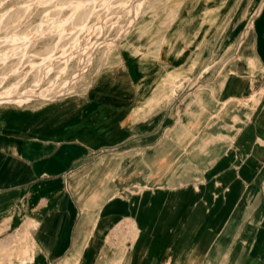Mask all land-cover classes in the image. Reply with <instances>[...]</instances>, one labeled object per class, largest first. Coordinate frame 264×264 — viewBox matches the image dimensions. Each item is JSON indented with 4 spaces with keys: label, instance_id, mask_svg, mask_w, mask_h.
<instances>
[{
    "label": "crops",
    "instance_id": "obj_1",
    "mask_svg": "<svg viewBox=\"0 0 264 264\" xmlns=\"http://www.w3.org/2000/svg\"><path fill=\"white\" fill-rule=\"evenodd\" d=\"M217 9L184 29L177 59ZM233 10L218 41L226 54L237 43L226 74L188 82L167 49L158 60L130 41L85 90L0 106V264H97L122 248L130 264H264V210L235 253L263 189L264 4L248 26L245 5Z\"/></svg>",
    "mask_w": 264,
    "mask_h": 264
},
{
    "label": "rangeland",
    "instance_id": "obj_2",
    "mask_svg": "<svg viewBox=\"0 0 264 264\" xmlns=\"http://www.w3.org/2000/svg\"><path fill=\"white\" fill-rule=\"evenodd\" d=\"M25 1L26 0H0V24L5 19L6 14H10L15 10H19L18 8L21 4L27 5L28 3L26 4ZM70 1L71 2L69 3L64 0H46L45 3L41 4L39 10H36L35 8L31 11H23L25 14H27V16L21 20L22 24H20L21 21L19 22L20 25L17 31L18 33H21V31L25 30L26 32L23 31L22 33H25L26 35L28 33H33V35L31 34L32 36L27 35V37H32L31 39L29 37L30 42L32 43H29L28 45V47L32 48L27 49L28 55L26 57L24 56L25 58L23 57L22 59L18 55H0V92L4 89L12 88L17 90L18 93H23L28 87L34 86L36 82L35 74L34 72L29 73V71L34 69V67L40 65L36 63H40V61H42L43 63L47 60H53V62H49L48 64V66L50 67H52L53 65V68L49 71L48 74L47 72L41 73L43 79L39 84L35 85L36 87L34 88V90L37 93L35 97L30 100V102L34 103L35 106H38L42 102L52 101L42 100V97L44 96V94H46V91L51 90L53 87H55V85L61 84V82L63 81H66L67 83L56 87L58 90H66V92L62 93L61 96L71 92L73 89H77L76 91H83L85 90L84 88L88 86L92 78L97 74L100 64L103 62H110L112 58H114L115 56H119L124 50L122 44L130 41H133V43L131 44L132 48H134L136 44H139L142 47L152 48L153 50L158 49V60L162 55L161 50L167 49V53L165 54V57L167 59L172 58L171 60L173 61L175 58V60L180 61L181 64L183 62L181 69L185 72L183 79L187 80L188 82L191 80L190 77L193 75L197 76L196 80L198 82L200 80H204L205 78L214 76L217 72H219V74H226L227 67H225V62L228 61L229 58L233 57L237 50V43H234L232 46H229L230 48H232V50L228 54H226L225 52L228 45H224L223 47H221L218 43L222 35L223 26L226 24L229 17L235 14L236 10H233V8L235 7V3L237 0H143V4H141V6L137 10H121V7L117 2L118 0H116L118 4L115 3V5L117 4L118 6L116 5L115 7V5L113 4V10H111L112 8L110 7L111 9L105 10V12L103 10L97 11V14L101 15V20L103 18V29L101 28V30L98 29V26H100V22L99 20H96V10H70L72 3L74 5L78 0ZM82 1L84 2V0H80L78 2ZM66 3H68L69 5H67ZM263 4L264 0H239V5H245L248 11V16L245 20L247 26L249 25V23L253 22V16H255L258 11L262 9ZM56 5L61 9L63 8L62 10H60L61 17L67 16L72 12L89 15L80 22V29L75 30L76 36L74 37L73 41L75 43H79L81 47L85 48L86 53H93L90 61L83 62V57L75 55L73 52L74 48L70 49L72 45L71 42H62L69 41L68 39L65 40V37L69 35V31L62 30L60 31L58 36H55L50 35V33L49 35H47L48 32L44 33V31H42L43 28L41 27H37V30L35 29L39 22L43 20L42 15H44V13H46L47 11L52 12L55 8L54 6ZM208 6L215 7V9L219 6V9H217L220 10L218 20L215 23L209 22L207 24H204V26L198 30L196 41L191 43V46L189 48L191 52L189 53L188 51L185 55L183 54L177 59L176 53L178 51V48L185 44L182 39V33L184 29L188 28L192 24L195 25L204 21L201 18L200 12L205 10V8H207ZM99 11L100 14L98 13ZM239 17L242 18V15L236 13L235 18ZM16 20L18 21L20 20V18H17ZM96 22L98 26H95L93 28V25ZM158 25L161 29L160 37L157 41L152 42L148 38L156 34L157 29H159ZM124 26H126L127 31L121 30ZM39 28L41 30V33ZM96 28L97 30H94ZM15 29H17V27ZM30 29H32L33 31H30ZM71 29L73 30V26H71ZM4 33L5 31H1L0 37L4 36ZM171 33H173L174 35L173 40L167 42L165 41L164 43H162L161 40L163 36L165 34L170 35ZM224 33L227 34L228 32ZM41 34H45L46 36L42 39L40 38V36L42 37ZM34 35L36 36V38H40V40H37L38 38L34 39ZM81 40L84 41L82 42L84 45L79 42ZM8 45L10 46L11 43H8ZM50 45L53 46L54 49L51 50V48H49L51 47ZM64 51H69L72 54H70L68 57V64L66 65V67L57 72L58 67H61V63H56L54 59L57 60L58 58L56 56H59ZM192 53H194L193 59L190 58ZM78 58L79 64L77 65ZM154 60L156 64L158 60ZM159 63L162 69L168 68L167 66L164 67L165 64L163 63V58ZM207 64H210V67L207 69L208 71L205 73H201L204 66ZM15 71H18V73L13 75V72ZM75 71L78 72L76 75H73ZM31 73H33L34 76L33 83H30L31 80L29 76ZM26 74V79L19 82L18 77L20 76V78H22L26 76ZM54 90L56 89L54 88ZM263 93L264 90H262L259 96H261ZM1 105L2 102L0 101V106ZM262 178L263 189L259 197L254 201L252 199V201L250 202L251 206L247 205L248 220L245 227L246 238L243 239V237H241L237 240L235 244V253L238 251V247L240 246H245L246 251H249L252 246L253 238L248 236L250 234L253 236L254 228L257 225V223L254 222V216L258 215L261 210H264V175H262ZM259 200L262 201L260 202ZM254 209H256V212H254ZM128 224L131 225V223ZM203 226L204 227L201 228V231L208 226V223L203 224ZM210 256L216 264L221 257L216 254H212ZM235 257L236 255H232V260L235 259ZM114 262H111L110 264H115ZM74 263L77 264L76 259Z\"/></svg>",
    "mask_w": 264,
    "mask_h": 264
},
{
    "label": "bare ground",
    "instance_id": "obj_3",
    "mask_svg": "<svg viewBox=\"0 0 264 264\" xmlns=\"http://www.w3.org/2000/svg\"><path fill=\"white\" fill-rule=\"evenodd\" d=\"M45 1L46 0H26L25 3L26 4L30 3L29 5L28 4L27 5L21 4L20 7L18 6L19 10H15L13 13L6 14L5 19L0 24V32L5 31L4 36L0 37V55L1 54L3 56L4 55H9V56L18 55V56H20L21 59L24 56L26 57L28 55L27 49L32 48V47H28V45H29V43H32V42H30V39L32 38L31 36L33 35V33H31L32 35L30 33L27 34V35H31V36H29L30 37V39H29V37H27V35L25 33H22L25 30L21 31V33H18L17 30H18L19 25L22 24L21 20L27 16V14H25L23 11L24 10H30L31 11V10H34L35 8H36V10H39L41 4L45 3ZM64 1L69 2V3L71 2L70 0H64ZM78 1H80V0H78ZM142 1L143 0H118L117 2L119 3L121 10H130V9L137 10L141 6V4H143ZM77 2L74 5L72 3L70 10H96V13H95V15H97L96 20H99L100 26H98V24H97L98 21H97L96 23H94L93 28L95 26H98L99 27L98 29H100V30H101V28L103 29V22H102L103 18L101 20V17H100L101 15H98L97 11L103 10L105 12V10H110L112 8V5L113 4L115 5V3H117L116 0L115 1L114 0H84V2L83 1L78 2V4H77ZM66 4L69 5L68 3H66ZM116 5H115V7H116ZM54 7L55 8L53 9L52 12L47 11L46 13H44V15H42L43 20H41V22H39V24L36 26L35 29L37 30V27H41V28H43L42 31H44V33L48 32L47 35H49V33H50V35H55V36L56 35L58 36L60 31H62V30L69 31V35H67L65 37V40L68 39L69 41H71V40L73 41L74 37L76 36L75 30L80 29L79 28L80 22L84 18H86V16H89V15L81 14L78 12H72L67 16L61 17L60 10H62L63 8L61 9L60 7H57V5ZM111 10H113V8ZM108 12H110V11H108ZM98 13L100 14V11ZM111 14H113V13H111ZM108 15H109V13H108ZM15 18L16 19L20 18V20L17 21ZM20 21H21V23L19 24ZM71 26H73V30L71 29ZM16 27H17V29H15ZM32 29H30V31H33ZM70 29H71V31H70ZM39 30H40V28H39ZM94 30H97V28ZM121 30L127 31L126 26H124ZM37 32H39V31H37ZM40 33H41V30H40ZM35 35H34V37H35L34 39H37L38 37L36 38L37 35L36 36ZM41 35H42V37L40 36V38H42V39H43V37L46 36L45 34H41ZM40 38H38L37 40H40ZM8 43H11V45L9 46ZM49 48H51V50L54 49L53 46H51ZM67 48H69V47H67ZM71 48H74L73 52L75 55L84 58L82 60L83 62H87V61L91 60L93 53H91V52L86 53L85 48L81 47V45L79 43H75L73 41L70 49ZM47 50H48V48H47ZM70 54H72V53H70L69 51L68 52L64 51L59 56L58 55L56 56L58 58L57 59L58 61L56 59H54L56 57L52 58V59H54V61L56 63L57 62L61 63V67H58L57 71L61 70L62 68H64V66H66L68 64V57ZM49 62H53V60L52 61L47 60V61H44L43 63H42V61H40V63H36V64L41 65V63H42V65L36 66L32 70L48 73L53 68V65H52V67L48 66ZM58 66H59V64H58ZM77 72L78 71H75L73 73V75H76ZM35 81L36 82H35L34 86L28 87L23 93H18L17 90L12 89V88L4 89L3 91L0 92V101L2 102V104L14 103V102H16V103L30 102V100L32 98H34L36 95V91L34 90V88L36 87L35 85L38 84V80H35ZM65 92H66V90H54L51 93L44 94V96L42 97V100H54V99L60 97L62 95V93H65ZM120 251L123 252V254L114 255L111 261L109 259V255L103 254L102 256L99 257L97 264H110L111 262H114V261H115L114 262L115 264H130L132 261V255L128 251V249L122 248V249H119V252Z\"/></svg>",
    "mask_w": 264,
    "mask_h": 264
}]
</instances>
